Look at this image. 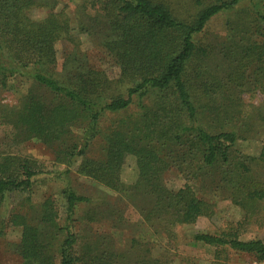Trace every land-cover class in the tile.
Returning <instances> with one entry per match:
<instances>
[{
    "label": "trees",
    "instance_id": "1",
    "mask_svg": "<svg viewBox=\"0 0 264 264\" xmlns=\"http://www.w3.org/2000/svg\"><path fill=\"white\" fill-rule=\"evenodd\" d=\"M88 1L91 7L80 17L79 31L98 40L102 53L119 69L118 77L111 78L89 54L77 50L65 55L58 71L55 45L69 40L70 21L60 13L42 21L32 19L29 11L42 6L36 0H0V86L6 88L9 79L17 76L32 83L13 114L20 135L51 148L55 162L65 165L67 174L81 159L78 173L118 193L119 201L136 195L141 199L144 222H165L168 234L172 227L210 216L212 208L197 197L193 185L178 191L168 189L163 177L172 169L200 183H207L215 170L221 178L210 188L217 191L230 185L236 204L261 207L264 216V184L251 176L256 159L235 151L241 139L238 130L213 133L206 127L186 76L195 57L196 63H209V49H217L199 44V35L207 31L211 20L238 12L247 0H189L195 16L191 22L178 17L168 0ZM252 9L255 22L236 37L233 50H220L226 60L234 54L231 72L213 74L199 66L200 83L195 92L201 88L216 96V90L226 94L233 85L240 92L259 90L264 95V9L256 3ZM154 96L159 99L152 100ZM134 104L138 111L130 113ZM109 117L114 119L104 131ZM76 128L83 134L75 136ZM97 140L103 144V154L92 158L91 147ZM128 156L136 157L139 172L138 182L130 188L121 180ZM42 170L38 161L5 157L0 164V208L7 195L30 192ZM64 195L65 223L57 230L64 237L56 254L52 244L55 234L47 235L40 224L29 223L26 216L12 213L0 219V237L10 227H22L17 249L25 264H115L114 252L101 254L97 242L93 247L81 243L76 227L79 205H92L82 217L87 221L96 220L94 214L100 206L76 193L69 183ZM44 209L39 221L47 229L58 227L56 200L50 198ZM111 210L105 217L114 219L115 206ZM117 221L128 222L123 217ZM191 240L250 255L264 263V242L260 239L242 240L237 232L229 231L220 236L194 233Z\"/></svg>",
    "mask_w": 264,
    "mask_h": 264
},
{
    "label": "rangeland",
    "instance_id": "2",
    "mask_svg": "<svg viewBox=\"0 0 264 264\" xmlns=\"http://www.w3.org/2000/svg\"><path fill=\"white\" fill-rule=\"evenodd\" d=\"M42 4L40 7L29 11V16L42 21L50 14H63L70 21V38L60 40L56 43L57 58L60 71L65 55L77 50L91 56L92 62L103 70L109 72L111 78L118 77L119 69L114 68L107 57L102 53L98 40H93L86 33L79 31V22L85 9L91 7L88 0H36ZM176 15L185 21L191 22L194 9L189 0H168ZM259 4L264 9V0H247L241 5L238 12L222 14L211 20L207 31L199 35V44L202 46H217L210 51V62L193 63L188 67L187 79L189 85L193 86L195 102L203 123L213 133L222 130L236 129L240 132L235 151L242 156L255 158L251 167V176L264 184V95L258 91L247 90L240 92L236 86L231 85L226 94L216 90L206 94L205 90L198 88L200 77L199 66L205 71L207 68L213 74L223 71L231 72L236 59L226 60L220 50L234 45L236 37L241 31L255 22L256 14L253 4ZM261 3V4H260ZM239 38H237L238 40ZM229 67V68H228ZM207 85L211 84L208 79ZM32 87L31 81L25 78L15 77L9 79L6 88L0 86V164L7 156H18L38 161L43 174L40 175L30 192L14 193L7 195L0 208V219L15 215L26 216L29 223L40 224L45 233L55 234L52 241L57 246L64 237L63 233L58 235L59 227H63L66 217V198L64 193L68 183L73 190L81 196L91 198L95 206H100L94 214L96 220H82L92 205L82 204L77 207L75 219L76 227L81 235V243L93 247L97 242L100 245V253L114 252L115 264H264L255 257L235 252L229 249H217L212 246L196 244L191 240L192 234L203 233L221 235L224 232L234 231L242 240L260 239L264 242V216L261 207L250 206L244 208L234 201L235 191L230 185L219 188L217 191L212 187L221 178V174L212 170L210 180L200 183V180L188 179L172 169L164 173V185L173 191H178L187 185H193L197 197L203 199L212 206L211 215L200 217L196 223L181 225L171 228V234L165 230L168 225L165 222L155 221L148 224L144 222L140 208V198L126 196L125 202L119 201L118 193L111 191L105 185L78 173L80 161L76 160L70 167V173H66L63 164L56 163L54 151L35 139L25 140L19 130L14 126V112L20 106L23 97L28 94ZM225 97V100L224 99ZM155 98V99H154ZM152 100H158L154 96ZM220 105L221 111L217 109ZM134 113L135 104L132 106ZM138 111V110H136ZM137 116V113H136ZM114 118L109 117L105 121L104 131ZM228 122V126H223ZM75 136L83 134L76 128ZM103 144L97 140L91 147L92 158L101 157ZM56 163V164H55ZM121 180L130 188L139 180L137 159L128 156L121 172ZM197 187V189H196ZM54 198L59 209L58 227L47 229L45 223L40 222L44 214L45 204ZM115 206L116 217L114 219L105 217L106 213L112 212ZM137 209H136V208ZM149 208H151L149 206ZM103 211L101 212L100 211ZM117 209V210H116ZM100 211V213H99ZM107 211V212H105ZM113 213V214H114ZM125 218L126 222H119L117 218ZM93 218V217H92ZM116 227V228H115ZM22 227H10L0 237V264H25L20 250ZM57 237V238H56ZM51 238V237H50ZM108 255L106 256V258Z\"/></svg>",
    "mask_w": 264,
    "mask_h": 264
}]
</instances>
